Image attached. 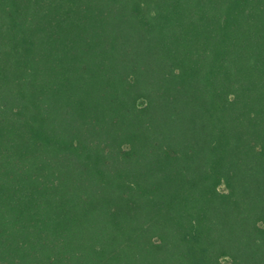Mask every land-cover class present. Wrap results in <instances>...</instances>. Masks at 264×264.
I'll use <instances>...</instances> for the list:
<instances>
[{"label":"trees","instance_id":"1","mask_svg":"<svg viewBox=\"0 0 264 264\" xmlns=\"http://www.w3.org/2000/svg\"><path fill=\"white\" fill-rule=\"evenodd\" d=\"M0 264H264V0H0Z\"/></svg>","mask_w":264,"mask_h":264},{"label":"rangeland","instance_id":"2","mask_svg":"<svg viewBox=\"0 0 264 264\" xmlns=\"http://www.w3.org/2000/svg\"><path fill=\"white\" fill-rule=\"evenodd\" d=\"M221 190H224V187H221Z\"/></svg>","mask_w":264,"mask_h":264}]
</instances>
